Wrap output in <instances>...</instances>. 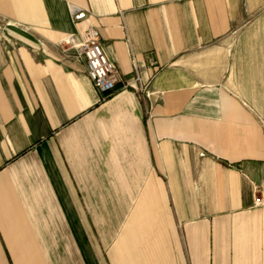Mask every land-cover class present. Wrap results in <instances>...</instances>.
Masks as SVG:
<instances>
[{"label":"crops","instance_id":"obj_1","mask_svg":"<svg viewBox=\"0 0 264 264\" xmlns=\"http://www.w3.org/2000/svg\"><path fill=\"white\" fill-rule=\"evenodd\" d=\"M263 10L0 0V264H43V240L63 225L74 240L75 223L113 226V264H264V126L232 88L227 41ZM90 28L149 96L119 83L100 98L67 41ZM138 223L146 249L120 248Z\"/></svg>","mask_w":264,"mask_h":264},{"label":"rangeland","instance_id":"obj_2","mask_svg":"<svg viewBox=\"0 0 264 264\" xmlns=\"http://www.w3.org/2000/svg\"><path fill=\"white\" fill-rule=\"evenodd\" d=\"M234 29V28H233ZM232 39V40H231ZM231 42V83L232 88L253 110L264 126V10L254 16L245 17L227 36ZM74 240L69 239L67 226L60 227L59 240L47 238L50 256L42 259L45 264H113L111 251L113 226H105L104 236L98 226L92 223L69 226ZM137 229L126 234L118 245L123 249H146V226L138 223ZM68 237V239H66ZM105 237V240H104ZM101 238V239H100ZM71 245V246H70ZM112 253V256L110 254ZM43 263V264H44Z\"/></svg>","mask_w":264,"mask_h":264},{"label":"built area","instance_id":"obj_3","mask_svg":"<svg viewBox=\"0 0 264 264\" xmlns=\"http://www.w3.org/2000/svg\"><path fill=\"white\" fill-rule=\"evenodd\" d=\"M67 41L70 44V48L77 51V57L84 59L87 75L100 93L101 99L114 92L119 83L124 88L132 87L143 91L144 94L149 96L148 87L138 84L140 80L137 75L132 79L121 78L115 61L105 52L104 46L95 29H87L79 38L75 35H69ZM254 204H261L259 196H255Z\"/></svg>","mask_w":264,"mask_h":264}]
</instances>
